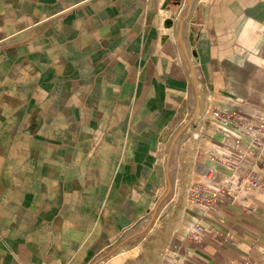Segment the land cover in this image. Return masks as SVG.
<instances>
[{"label":"crops","instance_id":"1","mask_svg":"<svg viewBox=\"0 0 264 264\" xmlns=\"http://www.w3.org/2000/svg\"><path fill=\"white\" fill-rule=\"evenodd\" d=\"M216 108L264 124V0H0V264H264Z\"/></svg>","mask_w":264,"mask_h":264},{"label":"built area","instance_id":"2","mask_svg":"<svg viewBox=\"0 0 264 264\" xmlns=\"http://www.w3.org/2000/svg\"><path fill=\"white\" fill-rule=\"evenodd\" d=\"M214 121L217 122L220 132L225 135L234 134L236 136L235 142L237 145H242L243 137L249 139L247 149L257 146L263 149L264 146V124L252 121L249 116L240 109L235 110H221L214 109L211 114ZM246 153H240V158L231 157L227 161V165L232 167V178L236 177L239 170V162L246 159ZM246 184L253 189L260 190L264 194V181L262 177L250 173L244 177ZM215 194H204L199 185L193 187L191 190V200L197 204L203 205L207 210H212L215 206ZM203 228L196 226L192 232L193 237L197 238L201 235Z\"/></svg>","mask_w":264,"mask_h":264},{"label":"water","instance_id":"3","mask_svg":"<svg viewBox=\"0 0 264 264\" xmlns=\"http://www.w3.org/2000/svg\"><path fill=\"white\" fill-rule=\"evenodd\" d=\"M167 5V4H166ZM171 23H172V20L171 19H169L167 22H166V24L168 25V26H171Z\"/></svg>","mask_w":264,"mask_h":264},{"label":"rangeland","instance_id":"4","mask_svg":"<svg viewBox=\"0 0 264 264\" xmlns=\"http://www.w3.org/2000/svg\"><path fill=\"white\" fill-rule=\"evenodd\" d=\"M152 217V216H151Z\"/></svg>","mask_w":264,"mask_h":264}]
</instances>
